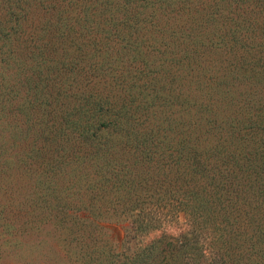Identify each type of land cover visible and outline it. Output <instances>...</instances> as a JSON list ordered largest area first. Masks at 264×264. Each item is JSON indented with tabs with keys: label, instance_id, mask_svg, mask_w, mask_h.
<instances>
[{
	"label": "trees",
	"instance_id": "trees-1",
	"mask_svg": "<svg viewBox=\"0 0 264 264\" xmlns=\"http://www.w3.org/2000/svg\"><path fill=\"white\" fill-rule=\"evenodd\" d=\"M0 264H264V0H0Z\"/></svg>",
	"mask_w": 264,
	"mask_h": 264
},
{
	"label": "rangeland",
	"instance_id": "rangeland-1",
	"mask_svg": "<svg viewBox=\"0 0 264 264\" xmlns=\"http://www.w3.org/2000/svg\"><path fill=\"white\" fill-rule=\"evenodd\" d=\"M108 228L110 229V232L113 234L114 237V241L118 242V243H122L126 237V233L128 231V226L124 225V224H120V225H115V224H111L108 226ZM171 233H177V229H171L169 230ZM158 236V234H152L149 238H154Z\"/></svg>",
	"mask_w": 264,
	"mask_h": 264
}]
</instances>
